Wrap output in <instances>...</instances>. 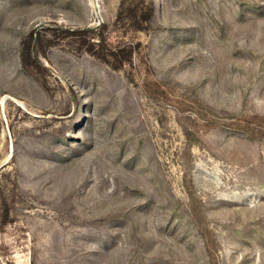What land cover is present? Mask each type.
<instances>
[{
	"label": "rangeland",
	"instance_id": "1",
	"mask_svg": "<svg viewBox=\"0 0 264 264\" xmlns=\"http://www.w3.org/2000/svg\"><path fill=\"white\" fill-rule=\"evenodd\" d=\"M0 264H264V0H0Z\"/></svg>",
	"mask_w": 264,
	"mask_h": 264
},
{
	"label": "trees",
	"instance_id": "2",
	"mask_svg": "<svg viewBox=\"0 0 264 264\" xmlns=\"http://www.w3.org/2000/svg\"><path fill=\"white\" fill-rule=\"evenodd\" d=\"M152 13L153 9L151 5H148L145 9L140 8V10L136 8V5L133 7L129 6L126 9H123L122 5L117 17L118 19L130 21V24L135 28H141L143 27L142 22L148 21ZM102 29L103 25L92 28L85 27L83 29H70L69 27H65V29L61 30L65 34L75 35L79 38L90 53L109 61L113 67H120L127 60V58L122 55L123 48L110 46L102 35ZM41 51H43L41 38L39 35L33 33L30 34L27 42L21 47L20 55L24 62L35 65L39 62L38 53Z\"/></svg>",
	"mask_w": 264,
	"mask_h": 264
}]
</instances>
